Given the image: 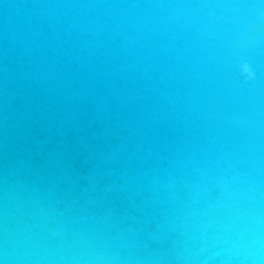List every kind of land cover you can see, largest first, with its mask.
I'll return each instance as SVG.
<instances>
[{
	"label": "water",
	"instance_id": "95a60500",
	"mask_svg": "<svg viewBox=\"0 0 264 264\" xmlns=\"http://www.w3.org/2000/svg\"><path fill=\"white\" fill-rule=\"evenodd\" d=\"M0 264H264V0H0Z\"/></svg>",
	"mask_w": 264,
	"mask_h": 264
},
{
	"label": "clouds",
	"instance_id": "9594fccd",
	"mask_svg": "<svg viewBox=\"0 0 264 264\" xmlns=\"http://www.w3.org/2000/svg\"><path fill=\"white\" fill-rule=\"evenodd\" d=\"M239 73H240L241 78L245 82L252 81V80H254L256 78L255 71L250 66V64L247 63L246 61L240 63V65H239Z\"/></svg>",
	"mask_w": 264,
	"mask_h": 264
}]
</instances>
